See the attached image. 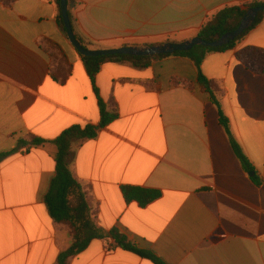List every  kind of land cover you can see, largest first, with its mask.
<instances>
[{
    "label": "crops",
    "instance_id": "1",
    "mask_svg": "<svg viewBox=\"0 0 264 264\" xmlns=\"http://www.w3.org/2000/svg\"><path fill=\"white\" fill-rule=\"evenodd\" d=\"M254 1L264 0H70L68 11L77 36L99 50L183 42L223 8ZM57 14L49 0L0 2V264H57L72 242L70 227L52 220L44 203L55 176L52 141L74 125H97L99 107ZM44 41L64 56L51 58ZM247 47L264 50V18L232 50L207 54L201 71L219 89L252 176L190 60L102 65L98 95L118 118L74 146L69 161L102 233L116 230L164 264H264V74L255 73L262 63L246 68L236 59ZM66 72L62 83L51 77ZM35 138L46 142L32 145ZM124 186L160 197L145 207L126 203ZM68 264L153 263L106 237Z\"/></svg>",
    "mask_w": 264,
    "mask_h": 264
},
{
    "label": "trees",
    "instance_id": "2",
    "mask_svg": "<svg viewBox=\"0 0 264 264\" xmlns=\"http://www.w3.org/2000/svg\"><path fill=\"white\" fill-rule=\"evenodd\" d=\"M16 0H0L5 6H11ZM53 2L58 9L56 22L58 27L66 36L63 30V22L59 10L60 0H49ZM70 1V0H68ZM264 6V1H254L244 4L241 7H225L216 13L206 24L201 28L197 37L207 42H213L219 39L223 34L233 31L237 28L241 18L248 9ZM71 22V27L78 43L85 49H89L83 40L79 38L73 27V18L68 11ZM264 18V12H260L254 24L246 30L241 36L229 44L219 48H203L195 47L188 52H178L170 55H160L154 57H128V56H103V57H83L79 55L88 79L93 88L94 94L98 101L99 107V122L97 125L79 126L74 125L64 130L52 143L56 146L57 152L55 155V176L50 182L49 190L44 198V203L48 209L49 215L58 224L67 225L71 229L72 242L70 247L60 253L57 259V264H68V260L84 251L91 240L104 239L109 237L114 242V247L137 255L142 259L149 260L153 264H164L152 252L138 248L122 233L111 230L109 233H102L94 224L90 209L87 203L86 194L82 191L81 185L73 177L69 170V161L73 156L74 146L80 145L86 140H94L98 137L99 132L111 124L118 118V110L116 105L110 101L105 104L98 95L96 87V76L98 75L102 65L108 62H127L134 68L147 69L152 61L165 59L169 57H182L190 60L197 70V86L209 97L210 102L216 107L218 114V123L224 129L229 137L230 145L234 154L240 161L242 168L250 173L253 168L248 163L240 146L232 138L230 133L229 121L224 115L219 99V89L216 83L206 78L202 71L201 65L207 54L219 53L232 50L236 44L241 41L253 28H255ZM54 49V53H50V57L64 56L60 48L50 41H44L43 50L48 52L49 49ZM236 59L240 61L246 68H250L251 61L262 63V68L255 70L256 74H264V50L261 48L247 47L236 53ZM68 72L63 74H51L54 81L58 83L64 82ZM46 141L35 138L32 145H41ZM256 177L253 176L252 179ZM121 194L126 203L135 202L140 207H145L160 197V192L157 190L144 189L140 187L124 186L121 187Z\"/></svg>",
    "mask_w": 264,
    "mask_h": 264
},
{
    "label": "water",
    "instance_id": "3",
    "mask_svg": "<svg viewBox=\"0 0 264 264\" xmlns=\"http://www.w3.org/2000/svg\"><path fill=\"white\" fill-rule=\"evenodd\" d=\"M68 0H60L59 10L63 22V30L66 33V37L74 48V50L83 57H103V56H128V57H154L160 55H170L178 52H188L195 47L203 48H219L229 44L230 42L241 36L246 30L251 28L254 24L257 15L260 12H264V6L254 7L248 9L240 20L239 25L233 31L223 34L219 39L213 42H207L199 37H194L183 42L173 43L166 42L155 45L147 46H124L114 49H99L90 50L82 47L75 38L73 33L70 18L68 15L69 8ZM250 173L249 176H252Z\"/></svg>",
    "mask_w": 264,
    "mask_h": 264
}]
</instances>
